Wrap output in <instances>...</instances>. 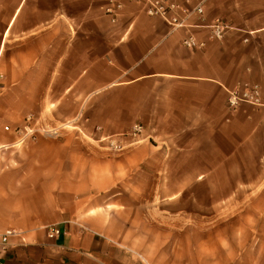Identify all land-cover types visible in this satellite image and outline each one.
Returning a JSON list of instances; mask_svg holds the SVG:
<instances>
[{
    "label": "crops",
    "instance_id": "1",
    "mask_svg": "<svg viewBox=\"0 0 264 264\" xmlns=\"http://www.w3.org/2000/svg\"><path fill=\"white\" fill-rule=\"evenodd\" d=\"M109 1L0 0V235L20 233L0 264H205L203 235L220 252L226 239L222 217L206 228L190 213L201 209L196 193L210 174L245 176L231 198L247 192L251 210L260 191L264 208V107H227L228 89L241 82L264 93V0H194L203 2L202 23L232 25L223 41H209L195 17L194 27L173 30L129 0H115L124 9L113 23ZM190 32L207 46L185 47ZM65 120L74 131H62ZM136 122L145 127L140 142L120 152L87 141ZM135 176L153 182L126 183ZM229 219L228 262L264 264V211ZM51 225L62 234L50 238Z\"/></svg>",
    "mask_w": 264,
    "mask_h": 264
},
{
    "label": "built area",
    "instance_id": "2",
    "mask_svg": "<svg viewBox=\"0 0 264 264\" xmlns=\"http://www.w3.org/2000/svg\"><path fill=\"white\" fill-rule=\"evenodd\" d=\"M134 3H139L144 6L145 12L151 17H157L166 21L173 30H178L187 27H194L190 23V19L195 17L197 22L195 27H205L208 29L209 41H223L228 31L232 29V25L221 17L212 19L209 23L205 21V9L203 2L194 3V0H129ZM124 5L121 2L110 0L105 12L110 16L111 21L116 23L119 19ZM253 32H250L251 35ZM207 41L199 39L194 33L190 32L183 39V45L188 49H204L207 46ZM249 42V37L244 39ZM243 104L252 105L255 107H264V93L258 84L247 81L241 82L232 89H228L227 107L231 112H235ZM27 122H33L35 117L29 115L26 118ZM9 129V126L6 127ZM25 130H31L29 124L25 126ZM40 131L48 135H58L59 131L48 126L40 127ZM145 127L142 123H134L128 131L116 135L103 137L99 142H106L104 148L120 152L127 145H135L140 142L141 135L144 133ZM126 139H130L129 144L124 143ZM20 234L15 230H8L3 235H0V250L7 251L8 240L12 235ZM62 234L61 229L57 225L49 226L48 236L50 238L58 237Z\"/></svg>",
    "mask_w": 264,
    "mask_h": 264
},
{
    "label": "rangeland",
    "instance_id": "3",
    "mask_svg": "<svg viewBox=\"0 0 264 264\" xmlns=\"http://www.w3.org/2000/svg\"><path fill=\"white\" fill-rule=\"evenodd\" d=\"M3 83V77L0 73V86H2ZM53 120V118L51 117ZM65 125L62 128V131L69 132L74 131V122L70 120H65ZM77 131V130H76ZM128 131V130H127ZM83 135L81 131L77 133V135ZM122 134V133H121ZM120 135V134H119ZM84 136V135H83ZM87 141L98 151L106 152V153H117V151L109 150L107 148H104L103 145H106V142H99L96 139H87ZM223 171V170H222ZM246 177L245 176H234L230 177L228 175H206L201 176V191L199 193H196L198 196V199L201 200V209H190L191 215L197 214L201 217L207 219L205 221H208L205 224H201L203 227H214L215 225L210 223L211 219L214 217H222V222L217 224V226H220L223 229V232H225L226 239L222 240V251L220 252L219 248L214 244V241L209 239L212 234H204L203 236L207 237V240L205 242V245L201 247V253L203 259L206 258L205 264H230L228 262L229 260V252L231 250L230 248V240L229 237L232 233L231 227H235L234 223H231V220L229 217H235V216H245V215H261L264 211V208L262 206V192H257L254 194V203L253 208L250 210L248 209L246 205V194L245 191H240L237 193H234L233 197L231 198V193L229 191L231 184L235 182H245ZM137 182L141 183L143 187H147L150 183L153 182V180L150 177H129L126 180V183H132ZM147 194L149 196H146V199H154L150 194ZM160 214L161 212L158 211ZM165 214V213H164ZM233 221V220H232ZM158 226H153L152 230H154L158 235L160 232H163V229L161 227V224H157ZM204 233H209V230H206ZM160 250L161 248H166L167 244H165L164 240L161 239H155L153 241ZM254 247H261L262 246V239L261 237H256L254 239ZM145 244V243H143ZM246 243V239H239L238 240V247L244 248ZM168 247L169 244H168ZM174 247L176 249H181L178 244H175ZM226 253V256H224V253ZM239 253V251H238ZM247 257L238 258L237 262H234L235 264H246L247 263ZM211 260V261H210Z\"/></svg>",
    "mask_w": 264,
    "mask_h": 264
}]
</instances>
